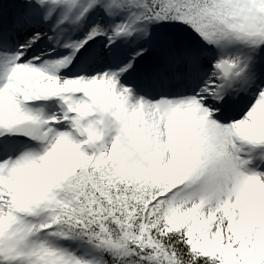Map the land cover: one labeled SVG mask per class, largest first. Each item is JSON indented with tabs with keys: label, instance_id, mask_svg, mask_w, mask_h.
Here are the masks:
<instances>
[{
	"label": "snow or ice",
	"instance_id": "obj_1",
	"mask_svg": "<svg viewBox=\"0 0 264 264\" xmlns=\"http://www.w3.org/2000/svg\"><path fill=\"white\" fill-rule=\"evenodd\" d=\"M0 264H264V0H0Z\"/></svg>",
	"mask_w": 264,
	"mask_h": 264
}]
</instances>
